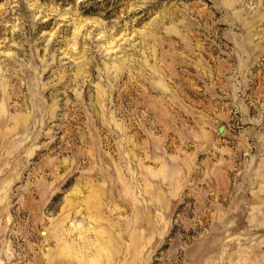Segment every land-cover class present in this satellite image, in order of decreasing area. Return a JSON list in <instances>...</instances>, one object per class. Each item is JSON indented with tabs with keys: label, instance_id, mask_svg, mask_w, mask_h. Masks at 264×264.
Instances as JSON below:
<instances>
[{
	"label": "rangeland",
	"instance_id": "rangeland-1",
	"mask_svg": "<svg viewBox=\"0 0 264 264\" xmlns=\"http://www.w3.org/2000/svg\"><path fill=\"white\" fill-rule=\"evenodd\" d=\"M0 264H264V0H0Z\"/></svg>",
	"mask_w": 264,
	"mask_h": 264
}]
</instances>
